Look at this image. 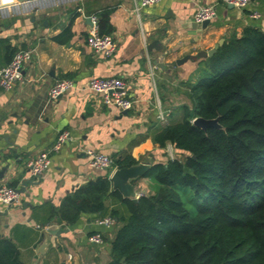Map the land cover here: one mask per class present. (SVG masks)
I'll use <instances>...</instances> for the list:
<instances>
[{
	"label": "crops",
	"instance_id": "crops-1",
	"mask_svg": "<svg viewBox=\"0 0 264 264\" xmlns=\"http://www.w3.org/2000/svg\"><path fill=\"white\" fill-rule=\"evenodd\" d=\"M135 4V0H0V69L16 51L33 52L23 69L24 81L10 91L0 87V184L22 189L30 181L18 202L10 207L0 203V240L10 239L24 264H107L119 222L115 219L111 228L98 222L119 206L111 198L103 214L84 213L73 224L57 219L49 224L52 207H59L68 194L99 177L110 179L113 172L91 167L86 151L93 149L113 158L132 156L136 164L166 163L165 150L152 136L164 126L157 118L162 101L169 105L180 100L171 87L176 82L188 85L186 81L198 67L199 52L240 35L245 27L264 28V16L250 17L253 10L264 15V0L246 10L221 0H161L138 13ZM206 5H216L217 16L200 29L194 14ZM92 15L109 18L113 27L109 36L116 44L111 57L96 54L88 46ZM66 29L68 42H58L56 37ZM185 57L189 59L176 65ZM93 77L122 78L135 100L134 108L125 114L104 105L87 88ZM63 79L71 80L73 88L49 102V90ZM175 93L184 95V88ZM183 115L177 114L178 121ZM62 131L69 133V140L52 154L48 170L39 178L32 177L28 161L50 149ZM141 178L132 181L137 194L151 187L141 183ZM111 189L117 190L112 185ZM47 229L62 232L49 235L42 252ZM97 232L103 235L102 245L90 242Z\"/></svg>",
	"mask_w": 264,
	"mask_h": 264
},
{
	"label": "trees",
	"instance_id": "trees-1",
	"mask_svg": "<svg viewBox=\"0 0 264 264\" xmlns=\"http://www.w3.org/2000/svg\"><path fill=\"white\" fill-rule=\"evenodd\" d=\"M98 21L101 35L113 32L107 15ZM69 33L56 40L67 43ZM205 60L199 79L188 84L193 108L183 105L182 119L152 136L181 156L144 175L159 192L134 202L112 190L108 176L99 177L52 207L49 224L103 214L111 198L119 206L110 217L119 227L107 264H264V31L245 27ZM194 117L219 118L221 128L203 130ZM114 159L117 169L137 163L132 156ZM0 264H24L10 239L0 240Z\"/></svg>",
	"mask_w": 264,
	"mask_h": 264
},
{
	"label": "built area",
	"instance_id": "built-area-1",
	"mask_svg": "<svg viewBox=\"0 0 264 264\" xmlns=\"http://www.w3.org/2000/svg\"><path fill=\"white\" fill-rule=\"evenodd\" d=\"M35 1V0H34ZM161 0H135V10L139 13L141 9L157 5ZM27 3L30 1H26ZM23 2V3H26ZM224 5L232 6L239 10L250 9L256 0H221ZM217 16L216 5H206L200 7L194 14L196 23L204 21H212ZM262 13L253 10L250 17L254 20L262 18ZM92 26L89 30L87 38L88 46L103 57H111L116 50V44L109 35H101L99 32V21L95 15L90 16ZM32 50L20 49L16 51L11 61L0 69V87L3 90L10 91L15 84L24 81L23 69L32 60ZM74 86L71 80L63 79L57 81L49 90L48 101L56 102L62 95L70 91ZM87 88L101 97L102 103L109 107H115L122 111H129L134 108L135 100L131 97L126 82L120 77H93L87 84ZM170 112L160 109L157 118L161 124H167ZM70 135L67 131H62L57 135L56 140L47 151H42L34 158L28 161L27 167L29 173L34 178L41 177L51 165V156L53 153L59 152L69 140ZM167 149L171 159L176 157L175 151L171 144L167 145ZM89 164L94 169L110 170L114 172L117 168L115 159L108 154L88 149L86 151ZM173 154L175 156H173ZM142 194H138L139 198ZM20 193L16 188L6 184H0V203L10 207L18 202ZM105 228H111L115 224V219L105 217L98 222ZM50 228V227H48ZM90 242L94 245H102L104 243L103 235L99 232L94 233L90 237Z\"/></svg>",
	"mask_w": 264,
	"mask_h": 264
},
{
	"label": "water",
	"instance_id": "water-1",
	"mask_svg": "<svg viewBox=\"0 0 264 264\" xmlns=\"http://www.w3.org/2000/svg\"><path fill=\"white\" fill-rule=\"evenodd\" d=\"M19 3H23L26 1H34V0H17ZM232 7V6H230ZM91 20V18H90ZM211 21H204L202 23H196L198 25V27L200 29H204L206 28ZM224 43V40L220 41L217 45H215L214 48H212L209 51H201L197 54V56L199 58H207V57H211L213 56L216 51L218 50V48ZM189 57H185L184 59L178 60L176 61V65H180L182 63H184L186 60H188ZM125 114H128V111H124ZM193 125L203 129V130H207L210 127H214V128H221L220 124H219V118H215V119H205L203 117H196L193 120ZM151 164L150 162H140L139 164L133 165L131 167H125V168H118L116 169L111 177V183L113 186V189H117L119 190L124 198H128L131 199L132 201L136 202L138 200L137 198V193L135 191L136 187L135 185L132 183L133 180L137 179V178H141L144 177V175L146 174V172L150 169ZM30 181H25L23 183V187L22 189H17V191L19 193H22L25 191V186L29 183ZM158 197L160 198L161 195H158ZM60 232H62V229H47L46 231V241L43 243L40 251H44V248L48 245L47 240L49 235H58ZM42 251V252H43Z\"/></svg>",
	"mask_w": 264,
	"mask_h": 264
},
{
	"label": "rangeland",
	"instance_id": "rangeland-1",
	"mask_svg": "<svg viewBox=\"0 0 264 264\" xmlns=\"http://www.w3.org/2000/svg\"><path fill=\"white\" fill-rule=\"evenodd\" d=\"M261 29L264 31V28H261ZM205 59L206 58H199V57L196 58L197 63H198V67L196 68V70L194 72L191 73V76L188 78V80L186 81V83L193 84V83H195L199 79V77L201 75V69H202V67H204V62L206 61ZM182 87L184 88V92H185L184 95H176L175 91L177 89H178V91L182 90L183 89ZM171 88H173L172 90H173L174 95H175L174 97H178L179 96L180 97V100H176L173 103H170L169 105L168 104L166 105V103H164L162 101V103H161L162 110H164V111H167L168 110L170 112V114H171V111H174V114L168 118L167 124H169V121L170 120L172 122H175V121H178L179 120V117L177 116V114L178 113L184 114L183 105H188V107L190 109H192L193 106H194L193 103H192V101H191V99L187 96V93H186L187 90H190V86L189 85H185L184 82L183 83L182 82H179L178 84L176 82V84H174ZM182 96H184V97H182ZM161 98H162V96H161ZM178 108L181 109V110L179 111ZM195 118L196 117H194L192 119V122H193V120ZM173 149H174V147H173ZM164 150H165V152L167 154V158L168 159H171V156L169 154V151H168L167 147ZM173 151H175V149ZM175 155H176V157H174V159H172V160L181 159L179 153L175 152ZM175 155L173 154V156H175ZM140 181H141V183H144L146 185H149L150 184L151 187H149V191H147L146 193H152V194L154 193L155 194V193H158L159 192V185H158V183L156 182L155 179H153V178L150 179V178L142 177L140 179ZM138 194H137V196H138ZM140 194H143V193H140ZM185 199L186 200L189 199V195H187L185 197Z\"/></svg>",
	"mask_w": 264,
	"mask_h": 264
}]
</instances>
